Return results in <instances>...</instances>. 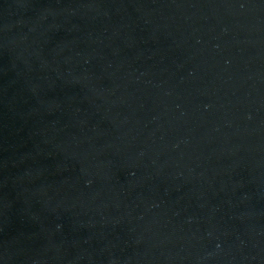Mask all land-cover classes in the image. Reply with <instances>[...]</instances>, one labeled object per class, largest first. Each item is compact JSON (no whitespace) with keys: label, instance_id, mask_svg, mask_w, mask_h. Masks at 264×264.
<instances>
[{"label":"water","instance_id":"1","mask_svg":"<svg viewBox=\"0 0 264 264\" xmlns=\"http://www.w3.org/2000/svg\"><path fill=\"white\" fill-rule=\"evenodd\" d=\"M0 264H264V0H0Z\"/></svg>","mask_w":264,"mask_h":264}]
</instances>
